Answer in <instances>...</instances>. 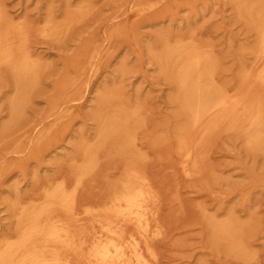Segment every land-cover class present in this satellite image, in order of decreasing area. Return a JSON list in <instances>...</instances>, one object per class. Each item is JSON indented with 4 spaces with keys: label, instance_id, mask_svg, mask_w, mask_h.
Masks as SVG:
<instances>
[{
    "label": "bare ground",
    "instance_id": "6f19581e",
    "mask_svg": "<svg viewBox=\"0 0 264 264\" xmlns=\"http://www.w3.org/2000/svg\"><path fill=\"white\" fill-rule=\"evenodd\" d=\"M165 1H144L133 14L142 18ZM197 2L207 4L184 0L163 12L172 17L175 8L194 12ZM232 2L255 37L254 45L244 47L250 61L241 67L238 81L221 80V63L210 44L192 34H158L145 51L171 88L172 112L159 140L148 143L152 112L145 102L126 96L117 82L96 89L93 131L79 137L75 154L61 162L65 175L47 181L27 200L8 202L13 231L0 236V264H160L159 245L184 215L181 181L200 180L205 189L223 179L212 165L218 136L232 135L247 151L264 155V0ZM89 10L87 0L67 1L62 11L49 10L42 22L33 24L12 16L0 3V76L6 71L12 81L6 129L23 117L48 66L33 50V39L61 42ZM128 38L140 51V42ZM94 57L91 52L89 59ZM126 67L120 65L121 76ZM80 71L77 65L75 76L59 81V94L47 114L53 121L37 135L31 155L58 148L61 138L55 134L73 109L62 111L78 92ZM158 147L167 153L155 158ZM208 176L211 181H205ZM249 177L251 187L240 206L230 199L214 206L199 202L195 209L209 247L237 263L258 264L254 242L260 224L251 195L264 191V178Z\"/></svg>",
    "mask_w": 264,
    "mask_h": 264
},
{
    "label": "rangeland",
    "instance_id": "374dc122",
    "mask_svg": "<svg viewBox=\"0 0 264 264\" xmlns=\"http://www.w3.org/2000/svg\"><path fill=\"white\" fill-rule=\"evenodd\" d=\"M67 1L76 3L79 0H0V3L12 16L39 24L49 10L62 11ZM87 1L90 3L89 14L61 42L33 39V50L48 66L40 84L30 94L25 114L7 129L12 81L6 71L0 76V236L13 231L8 202L16 197L27 200L47 181L65 175V166L61 162L75 154L74 143L79 137L93 131L91 114L96 89L117 82L126 96L145 102L152 112L151 130L146 132L148 143L159 140V130L172 121V112L169 104L171 88L145 51V45L155 42L158 34L184 37L192 34L197 40L210 44L220 60V78L224 82L236 83L241 67L249 64L250 55L244 47L254 45L255 37L238 17L232 0L197 2L194 12L175 8L173 17L163 11L184 0H167L142 18L135 16L133 9L148 0ZM162 14L165 17H161ZM111 32L116 34L108 42L107 36ZM129 36L130 40L140 42V51L129 44ZM91 52H95L93 59H89ZM79 54L83 55L81 59H78ZM123 63L128 68L121 76L119 67ZM77 65L81 70L77 77L81 81L77 94L62 110L73 107L55 134V139L61 138L57 142L58 148L51 146L49 153L38 150L31 155L37 135L53 121L47 114L51 102L59 94V81L67 74L75 76L72 73ZM170 130L164 133L168 134ZM160 149L152 153L155 158L167 153ZM212 165L222 172L223 179L210 182L211 187L203 189L200 180L181 181L184 215L173 228V235L159 245L160 264H241L209 247L200 233L195 205L202 202L214 206L232 199L240 206L243 195L251 187L249 175L264 178V155L249 152L234 136L222 134L215 140ZM206 179L211 181L210 176ZM251 198L260 224L254 248L261 256L258 264H264V191L254 192Z\"/></svg>",
    "mask_w": 264,
    "mask_h": 264
}]
</instances>
